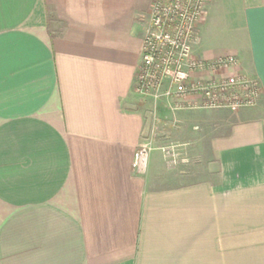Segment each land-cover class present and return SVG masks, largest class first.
I'll return each instance as SVG.
<instances>
[{"label": "crops", "instance_id": "1", "mask_svg": "<svg viewBox=\"0 0 264 264\" xmlns=\"http://www.w3.org/2000/svg\"><path fill=\"white\" fill-rule=\"evenodd\" d=\"M153 2L0 0V264H264V0H210L198 26L197 57L261 83L237 111L135 91Z\"/></svg>", "mask_w": 264, "mask_h": 264}, {"label": "built area", "instance_id": "2", "mask_svg": "<svg viewBox=\"0 0 264 264\" xmlns=\"http://www.w3.org/2000/svg\"><path fill=\"white\" fill-rule=\"evenodd\" d=\"M210 0H154L144 28L142 61L135 91L144 98L165 101L171 110L237 111L258 105L260 81L240 71L233 54L215 58L197 57L198 26L207 14ZM152 139L139 145L133 161L135 173L145 175ZM166 157L177 161L175 146L161 147Z\"/></svg>", "mask_w": 264, "mask_h": 264}, {"label": "rangeland", "instance_id": "3", "mask_svg": "<svg viewBox=\"0 0 264 264\" xmlns=\"http://www.w3.org/2000/svg\"><path fill=\"white\" fill-rule=\"evenodd\" d=\"M211 38L210 41H212L211 45L214 48H217L219 51L224 50H230L232 48H235L237 46V40L228 36L226 32L223 30H216L213 33L210 34ZM175 146L176 150L179 148L180 145L176 144V142L172 141L170 143H167L165 146ZM163 147V146H162Z\"/></svg>", "mask_w": 264, "mask_h": 264}]
</instances>
